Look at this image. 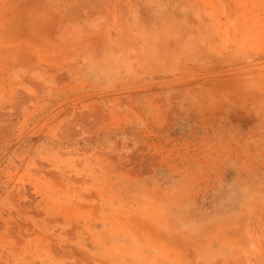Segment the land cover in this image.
<instances>
[{"label": "rangeland", "instance_id": "1", "mask_svg": "<svg viewBox=\"0 0 264 264\" xmlns=\"http://www.w3.org/2000/svg\"><path fill=\"white\" fill-rule=\"evenodd\" d=\"M12 1L0 54L14 10L33 32L11 20L31 62L0 56V218L25 195L44 264L264 233V0Z\"/></svg>", "mask_w": 264, "mask_h": 264}, {"label": "bare ground", "instance_id": "2", "mask_svg": "<svg viewBox=\"0 0 264 264\" xmlns=\"http://www.w3.org/2000/svg\"><path fill=\"white\" fill-rule=\"evenodd\" d=\"M10 1H11V3H10ZM14 1L16 2L17 0H14ZM28 1H30V0H28ZM12 2H13L12 0H9V6L10 5L11 6H13V5L17 6L18 3L20 4V1H18V3L16 2L17 4L16 3L14 4V2L13 3ZM26 3H27V1H26ZM29 4H30V2H29ZM29 4H28V6H29ZM15 6H14V9H15ZM19 6H21V5H19ZM19 6L16 7L17 10H18V8H20ZM24 6H26V5H24ZM21 8H23V6H21ZM11 9H9V11ZM229 9L231 10L232 8L229 7ZM253 10H255V9H253ZM12 11H13V9L11 10V12ZM15 11L16 10L13 11V14H12L13 16L11 15L14 19H12V17L8 18V19L6 17H4L5 18L4 20L7 21V24H8V20H10V19L15 20L20 15L25 16V13L22 14L20 11H17V13L20 14L17 17L14 14ZM21 11H24L27 14L28 10L26 11V9L24 8V10L21 9ZM11 12H9V13H11ZM28 13H29V11H28ZM230 13L231 12H229V14ZM5 15H7V14H5ZM9 15L10 14H8V17H10ZM14 15L16 16V18ZM22 16H20V19H17V20H19V21H17V23L20 22L21 19H24V18H22ZM259 16H261V15H259ZM230 17H228V18H230ZM259 18H263V17L261 16ZM4 20L2 19V21H4ZM11 20L9 21L10 24L8 27L6 26V24H4L7 28L6 29L4 27L5 33L7 35V38L9 37L8 38L9 42L6 41L7 42L6 45L8 44V47L5 45L4 47H7V48H5L4 52L2 54H0V56L2 55L1 57H4V58H2L3 60H1V59L0 60L2 62H4V60H5L6 64L7 63L12 64V60L13 59L15 60V58L17 59L19 57V55L22 54V52L19 53L20 50L22 51V48H23V50L24 49H27L28 51L31 50V47H30V50L28 48L29 46L27 47V45H29V44H27L29 42L28 37L30 35H28V37H26L27 38L26 39L22 35V33L26 31L25 27L28 25L27 27L29 29V32L28 33L26 32V34H32V33H30V32H33L32 31L33 28L30 29L32 27V23H31V25H29V22H27V25H26V21L24 19L25 24L23 21L21 24V25L25 26L23 30L21 29L23 27L20 26V24L18 23L21 28L18 26L17 27L19 28V30L21 29L20 32L22 31V33L18 32L19 36H18V41H17L16 40V37H17L16 33L17 32L15 30V26L18 24H15L16 21H13L14 22L13 23ZM29 20L30 19H28V21ZM28 29H27V31H28ZM20 34H21V36H20ZM22 36L26 40H28L27 43H25L26 44L25 47H27V48H25L24 46L22 47L21 46L22 44L20 45V47H22V48H19V45H16L19 42V38ZM32 37H34V35H32ZM24 38H21V39L23 40ZM29 39H30V37H29ZM15 40L17 42H14ZM32 40H33V38H32ZM23 42H25V41H23ZM30 44H32V42ZM17 48H19V51ZM27 50L26 51L24 50L25 55H26ZM29 53H27V55H26L28 57L27 58L28 62L30 61L29 59H31V58H29ZM25 55H23V56L20 55V56L26 60V57H24ZM14 62L16 63V61H14ZM18 63L20 64V62H17V64ZM21 63H23V61ZM24 64H25V62H24ZM3 65L8 67V65H5V63H3ZM28 65H29L28 63L26 64V66L23 65V66H25L26 70L31 67V65L30 66H28ZM7 67H5V68L7 69ZM21 73H23V72H21ZM14 77H15V74H14ZM22 77H21V79H22ZM8 85H10V84H8ZM17 186L20 187L19 185H17ZM19 198H20V200H19ZM25 198H26L25 195H20L18 192L15 194L12 193V196L10 195L11 201H10V206L8 207V209H9L8 212L5 209L7 215L5 214L6 215V216L4 215L5 217L0 218V225H1L0 227L2 229L1 233L3 234L0 236L1 237L0 241H2L4 244V245H2L3 247L1 249V251H3L6 254V258L0 257V261L3 263V261H5L7 259L3 264H44L46 262L47 254H46V252H44V250H42L43 249V247H41L42 245L41 246L39 245L41 249L38 252H36L38 250L37 246L35 244L33 245V241L31 240L32 233H31V229L29 226V223H30L29 212L27 211V209L23 208L22 205L19 204L21 199L23 201V199H25ZM256 229H258V227H256ZM254 232H256V231H254ZM236 234L237 233H235V235L227 234V235L222 236V237H219L218 235H211L207 239H204L203 241H201L200 238L196 237V238H194L193 242H191L192 238L190 236H188L187 234H182L180 238L178 236V237L170 240L168 243L164 244L163 246H159V247L154 246L155 248L148 247V249H146V250L141 249L139 251L128 250V249L119 250V248L111 247V246L110 247L105 246V247L95 248V249L91 250V258L87 264H264V233H246L245 232L242 234L241 233L237 234V235ZM50 241H49V244L50 243L52 244V242H50ZM173 241L176 242L174 245H173ZM42 242H44V241H42ZM67 246H69V245H67ZM72 246H74V245H72ZM33 247L36 249V251L33 249ZM58 247L60 248V244ZM63 248H61V249H63ZM52 249H54V248H52ZM73 249H76V248H73ZM70 251L72 253V249ZM61 253H63V252H61ZM68 253H70L69 250H68L67 254ZM48 254H49V252H48ZM56 254H57V252L55 253V255ZM64 254L65 253H63V255ZM75 254L78 255V257L76 258L75 264H77V263L78 264H85L84 262L83 263L81 262L78 250ZM95 254H96V257H94ZM60 256L61 255H59V257H57V259L55 260V262L53 264H67L64 260L65 258L64 259L60 258Z\"/></svg>", "mask_w": 264, "mask_h": 264}]
</instances>
